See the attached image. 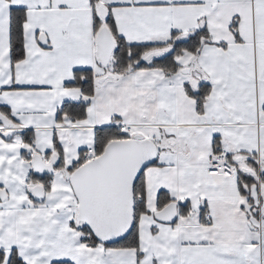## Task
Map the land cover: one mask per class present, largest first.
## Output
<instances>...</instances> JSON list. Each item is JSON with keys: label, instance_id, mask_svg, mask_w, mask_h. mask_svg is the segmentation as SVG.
I'll list each match as a JSON object with an SVG mask.
<instances>
[{"label": "snow or ice", "instance_id": "snow-or-ice-1", "mask_svg": "<svg viewBox=\"0 0 264 264\" xmlns=\"http://www.w3.org/2000/svg\"><path fill=\"white\" fill-rule=\"evenodd\" d=\"M0 264H264V0H0Z\"/></svg>", "mask_w": 264, "mask_h": 264}]
</instances>
